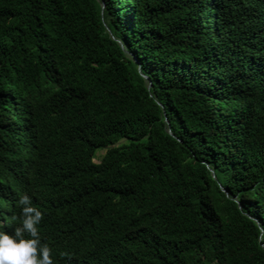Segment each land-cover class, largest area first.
<instances>
[{
  "label": "trees",
  "instance_id": "obj_1",
  "mask_svg": "<svg viewBox=\"0 0 264 264\" xmlns=\"http://www.w3.org/2000/svg\"><path fill=\"white\" fill-rule=\"evenodd\" d=\"M24 193L55 264H264V0H0Z\"/></svg>",
  "mask_w": 264,
  "mask_h": 264
},
{
  "label": "clouds",
  "instance_id": "obj_2",
  "mask_svg": "<svg viewBox=\"0 0 264 264\" xmlns=\"http://www.w3.org/2000/svg\"><path fill=\"white\" fill-rule=\"evenodd\" d=\"M17 206L16 227L0 229V264H55L52 250L41 240L42 212L27 193L19 197Z\"/></svg>",
  "mask_w": 264,
  "mask_h": 264
},
{
  "label": "rangeland",
  "instance_id": "obj_3",
  "mask_svg": "<svg viewBox=\"0 0 264 264\" xmlns=\"http://www.w3.org/2000/svg\"><path fill=\"white\" fill-rule=\"evenodd\" d=\"M103 153H104V151L101 150V151L98 152V155H102Z\"/></svg>",
  "mask_w": 264,
  "mask_h": 264
}]
</instances>
